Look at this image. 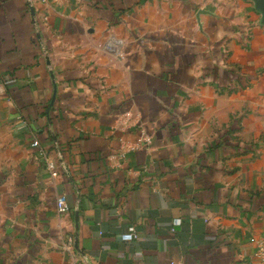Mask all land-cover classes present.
Here are the masks:
<instances>
[{
  "label": "crops",
  "instance_id": "1",
  "mask_svg": "<svg viewBox=\"0 0 264 264\" xmlns=\"http://www.w3.org/2000/svg\"><path fill=\"white\" fill-rule=\"evenodd\" d=\"M259 241L251 0H0V264H264Z\"/></svg>",
  "mask_w": 264,
  "mask_h": 264
},
{
  "label": "built area",
  "instance_id": "2",
  "mask_svg": "<svg viewBox=\"0 0 264 264\" xmlns=\"http://www.w3.org/2000/svg\"><path fill=\"white\" fill-rule=\"evenodd\" d=\"M26 1H27L28 5L30 6V8H32L34 3H36V2L41 3V4H47V0H26ZM142 142L146 145L150 144L151 143V136L148 134H144V136L142 138ZM31 145L33 147L38 148V154L41 157V159L43 160L45 167L50 172L51 176L55 177L57 175L55 161L53 159H51L47 155L45 150L40 147L39 140L37 138H33ZM56 209L59 213H65L70 209L69 205L67 203L66 196L64 194L59 195L56 198ZM176 221L178 222V220H176ZM136 237H137V235L135 233V229L133 226H130L126 232L121 234V238L124 241H132ZM256 255H258L262 259V261H264V242L263 241L258 242ZM170 264H175V263L173 261H171Z\"/></svg>",
  "mask_w": 264,
  "mask_h": 264
},
{
  "label": "water",
  "instance_id": "3",
  "mask_svg": "<svg viewBox=\"0 0 264 264\" xmlns=\"http://www.w3.org/2000/svg\"><path fill=\"white\" fill-rule=\"evenodd\" d=\"M254 3L255 9L261 14V22L264 24V0H251ZM54 96L52 98L51 104L53 102ZM75 247L78 248L77 245V236H75Z\"/></svg>",
  "mask_w": 264,
  "mask_h": 264
}]
</instances>
